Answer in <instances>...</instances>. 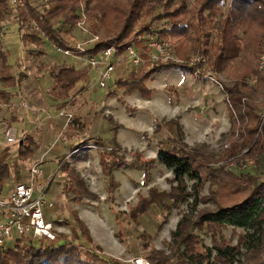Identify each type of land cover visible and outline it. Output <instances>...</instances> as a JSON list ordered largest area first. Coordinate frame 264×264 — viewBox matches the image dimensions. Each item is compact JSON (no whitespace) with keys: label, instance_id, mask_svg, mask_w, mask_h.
Masks as SVG:
<instances>
[{"label":"rangeland","instance_id":"1","mask_svg":"<svg viewBox=\"0 0 264 264\" xmlns=\"http://www.w3.org/2000/svg\"><path fill=\"white\" fill-rule=\"evenodd\" d=\"M28 1L39 10L47 5V0ZM0 37L8 62L19 79V86L11 90L12 100L0 104V141H4L5 125L16 128L20 136L32 137L35 141L32 156L20 160L17 143L5 144L9 148L7 158L14 172L19 169L26 174L35 164L45 168L42 176L47 179L44 180L51 178L46 195L54 203V209L47 210L46 217L49 222H57L56 242L76 246L84 258L86 251H90L102 259L93 264H138L139 259L149 264H177L185 249L181 246L180 252L173 250L172 234L178 223L185 216L196 222L204 213L218 210V186L207 182L201 188L189 177L186 183L192 196L180 208H172L169 194L174 174L158 160L161 149L184 148L212 156L218 161L212 168H222L238 176L252 173L264 182V156L256 168L228 169V164L241 160L249 148L220 162L231 136L234 134L239 141L246 136L242 134L243 120L235 130L232 125L226 89L232 88L234 81L226 73L217 75V81H204L182 69L162 70L147 83L154 91L147 100L138 91L127 94L115 86L118 79L127 78L142 66L133 70L129 63H123L117 67L108 87L100 88L95 70L77 53L61 52L47 40L46 56L38 58L35 45L25 48L22 43L16 12L7 18ZM64 37L73 48L88 40L78 27ZM99 37L104 41L109 35L102 32ZM41 61L46 68L67 64L89 71V83L77 86L65 109H60L59 102L56 104L50 96L52 80L49 74L39 72ZM253 78L246 82L252 88L246 96L262 116L264 89L255 91ZM70 115L78 119L70 121ZM63 160L68 163L67 168H61ZM143 200L148 208L134 218L135 209ZM78 219L87 240L76 238ZM193 233L201 252L211 248L216 255L215 242L240 247L241 254L235 257V264H251L248 250L261 248L264 242V234L257 227L246 230L222 224L212 231L206 225L194 224ZM242 235L248 236V243L241 242Z\"/></svg>","mask_w":264,"mask_h":264},{"label":"trees","instance_id":"2","mask_svg":"<svg viewBox=\"0 0 264 264\" xmlns=\"http://www.w3.org/2000/svg\"><path fill=\"white\" fill-rule=\"evenodd\" d=\"M83 7L90 33L99 35L106 32L109 38L100 40L87 50L86 55L79 56H98L110 47L122 55L129 45L146 47L145 36L153 34L158 39L170 41L176 56L183 60L182 63L172 61L166 64L145 62L138 71L115 82L117 89L127 94L138 91L144 99L150 100L154 91L147 83L152 76L172 68L196 76L197 67L190 66L188 59L202 53L210 55L205 72L211 70L216 76L226 73L234 81L233 87L226 89L234 130L240 120L245 122L242 131V134L246 133L245 138L239 141L233 134L220 162L238 156L249 148V152L242 154L241 158H254L259 163L264 156V125L258 107L247 99L246 95L252 88L246 82L258 77L255 91L264 89V78L258 72L259 57L264 53V0H177L175 3L169 0H47L43 10L34 7L28 0L24 6L17 7L12 6L9 0H0V32L7 18L16 12L22 43L25 48L35 45L38 58L46 56L47 40L64 51L76 53V48L68 45L64 35L78 26ZM159 9L162 10L159 12ZM156 23L161 25L157 26ZM38 66L39 72L50 75L53 81L50 94L59 102L60 109L68 106L71 93L79 84L90 81L89 71L77 70L75 66L54 64L46 68L42 61ZM198 78L206 81L203 76ZM18 86L19 79L8 62V54L0 37L1 105L12 100L11 90ZM74 119L78 117L74 116ZM28 142L30 148L20 146L18 149L20 160H27L33 155L35 142L31 138H28ZM158 160L174 174L169 194L172 208H180L192 196L188 191L186 177L197 181V186L201 188L207 182L218 186V210L204 213L196 222L190 216H185L172 234L174 253L180 252L181 246H185L178 256L177 264H235V257L241 254L240 247L215 242L216 255H213L211 248L201 252L198 238L193 233V225H206L212 231L222 224L246 230L257 227L264 234V207H261L264 182L252 173L243 172L238 176L222 168L214 169L211 165L218 162L214 157L184 148L161 149ZM62 167H68L64 160ZM11 168V163L0 162V190L11 178ZM147 208L148 204L143 200L135 209L133 217L141 216ZM77 226L76 238L81 240L85 236L81 230L84 226L79 219ZM240 240L248 243L249 238L242 235ZM53 242L54 245H51ZM248 252L251 253V264H264V242L261 248H250ZM147 258L152 260V257ZM101 260L90 251H86L84 258L76 246L67 242L60 245L48 238L37 240L22 237L11 245L0 247V264H93ZM170 260L168 258L167 262L170 263Z\"/></svg>","mask_w":264,"mask_h":264},{"label":"built area","instance_id":"3","mask_svg":"<svg viewBox=\"0 0 264 264\" xmlns=\"http://www.w3.org/2000/svg\"><path fill=\"white\" fill-rule=\"evenodd\" d=\"M26 0H9L12 6H24ZM84 34L87 35V41L81 42L76 46L78 55H86L87 50L101 40L99 35H92L86 26V14L84 7L81 10V19L77 26ZM146 47L139 48L129 45L124 54H118L114 47L105 49L98 56L84 57L97 75V84L100 88H107L108 83L113 79L114 73L123 63H129L133 70L141 67L145 62L166 64L169 62L182 63L175 52L172 50V43L168 40L158 39L153 34L145 36ZM56 46V45H55ZM57 47V46H56ZM59 51L70 54V51H64L57 47ZM209 56L202 53L193 55L188 59L192 67H197L195 75L203 76L206 80L217 81L216 75L205 69L209 64ZM259 75L264 78V55L258 63ZM258 77L252 79V84L257 85ZM219 82V81H218ZM74 115H70L72 121ZM262 125L264 124V113L262 114ZM261 129V127H260ZM5 143L19 144L27 148L28 138L20 136L17 129L5 125L3 131ZM249 152V150L247 151ZM245 152V153H247ZM256 159L241 158L238 162L228 164V169L239 168L241 171L249 167L256 168ZM42 169L40 165H33L30 169V181L17 184L12 191L4 195L0 191V247H5L22 237L34 238L37 240L48 238L51 241H58L54 225L47 220L46 211L54 209V203L47 198L49 183L40 180ZM1 181V175H0ZM58 221V220H57Z\"/></svg>","mask_w":264,"mask_h":264},{"label":"crops","instance_id":"4","mask_svg":"<svg viewBox=\"0 0 264 264\" xmlns=\"http://www.w3.org/2000/svg\"><path fill=\"white\" fill-rule=\"evenodd\" d=\"M82 58H84V57H82ZM85 59V58H84ZM91 68V67H90ZM53 87V81H52V86H51V88ZM12 92V91H11ZM50 96H51V94H50ZM52 97V96H51ZM52 99L54 100V102H56V104L58 103V101L54 98V97H52ZM23 136V135H22ZM27 138H31L32 139V137H27ZM35 142V141H34ZM29 143V142H28ZM5 144H7V143H5V139H4V141H0V162H7V163H11L10 162V160L7 158L8 156L6 155V149L7 150H9V148L5 145ZM5 146V147H4ZM23 148V147H22ZM28 148H30V144L28 145V147L27 148H24V149H28ZM32 150H33V152H34V147L32 148ZM41 169H42V174H43V176L45 175V171H44V169L45 168H43L42 166H41ZM11 170H12V176H11V178L9 179V180H7L4 184H3V186H2V188H1V192L4 194V195H7L10 191H12V189L17 185V184H19V183H24V182H28V181H30V171L29 172H27L26 174H24V173H22L21 171H17V173H16V171L14 172V170H13V168H11ZM42 175H41V177H40V180L42 181V180H44V179H47V178H44ZM10 180H12V182H10ZM44 181H46V180H44ZM48 183H49V185L51 184V178L47 181Z\"/></svg>","mask_w":264,"mask_h":264},{"label":"bare ground","instance_id":"5","mask_svg":"<svg viewBox=\"0 0 264 264\" xmlns=\"http://www.w3.org/2000/svg\"><path fill=\"white\" fill-rule=\"evenodd\" d=\"M138 264H149L148 261L146 262V260H142V259H139V262Z\"/></svg>","mask_w":264,"mask_h":264}]
</instances>
